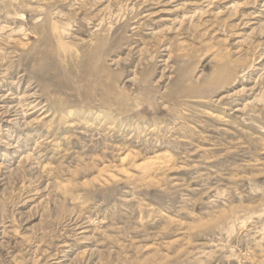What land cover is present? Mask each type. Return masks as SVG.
Masks as SVG:
<instances>
[{"label":"rangeland","instance_id":"374dc122","mask_svg":"<svg viewBox=\"0 0 264 264\" xmlns=\"http://www.w3.org/2000/svg\"><path fill=\"white\" fill-rule=\"evenodd\" d=\"M263 151L264 0H0V264H264Z\"/></svg>","mask_w":264,"mask_h":264},{"label":"bare ground","instance_id":"6f19581e","mask_svg":"<svg viewBox=\"0 0 264 264\" xmlns=\"http://www.w3.org/2000/svg\"><path fill=\"white\" fill-rule=\"evenodd\" d=\"M73 116V115H72ZM74 125V124H73ZM52 141V140H51ZM264 152V151H263ZM126 156V155H125ZM127 158H128V155H127ZM151 162V161H150ZM145 165V164H144ZM147 166V165H146ZM147 171V170H146ZM150 173V172H149Z\"/></svg>","mask_w":264,"mask_h":264}]
</instances>
